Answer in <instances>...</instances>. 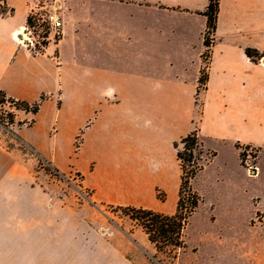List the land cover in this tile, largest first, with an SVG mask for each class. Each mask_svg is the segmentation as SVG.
<instances>
[{
    "label": "crops",
    "instance_id": "obj_1",
    "mask_svg": "<svg viewBox=\"0 0 264 264\" xmlns=\"http://www.w3.org/2000/svg\"><path fill=\"white\" fill-rule=\"evenodd\" d=\"M219 1L215 42L208 60L209 76L206 87L199 93L198 80L204 67L202 55L206 50L207 20L202 13L209 0L70 3L73 15L64 18V40L72 38L74 43L82 45L89 31L117 32L108 28L101 17L81 18L79 14L90 13L93 7L121 8L128 20L121 34L126 36L122 54L181 55L182 59L183 71L174 78L162 70L158 74L157 68L150 67L140 74L142 76L131 75L130 71L119 68L94 69L87 64L90 57L81 59L78 90L84 93L85 106L91 108L97 104L95 102L93 106L89 94L92 91L121 90L130 97L126 101L130 114H121L110 106L96 120L93 140L96 146L100 144L97 148L101 151L100 160L106 163L94 171L95 197L100 201L154 209L158 204L156 191L160 189L159 184L165 182L162 173L172 163L179 166L176 143L197 129L204 149L210 150L212 139L227 141L235 154L239 181L236 178L228 180L223 198L237 196L253 201L260 210L258 214L264 216L263 201L257 190L249 188L263 172L264 0ZM6 2L15 14L0 21V91L18 99L34 100L56 88V65L49 57L53 52L31 55L14 41L13 33L16 32V38L21 42L19 35H22L27 19L28 0ZM132 19H135V34L131 42ZM248 48L258 50L259 56L249 57L246 54ZM79 50L85 54L84 49ZM170 63L167 56L163 65L171 68ZM57 84L62 87L58 81ZM99 106L103 104L99 103ZM198 106L201 110H197ZM47 135L48 129L40 127L21 132L19 138L38 148ZM129 138L130 165L122 163L118 166L117 162L128 160V149L112 143H127ZM97 141L110 142L103 146V142ZM237 144L257 149L256 164H243L241 147L237 148ZM25 155L16 146L5 147L0 137V264H150L146 252H149L151 242L144 230L135 227L119 232L110 228L102 233L92 229L76 234L84 240L76 244L71 243L70 230L63 229L52 241L23 244L24 220H31L30 235L44 231L49 235L51 230L48 229L39 231L36 227L33 231L34 225L42 218L40 212L44 216L42 222L54 218L49 186L37 183L35 163ZM180 185L181 176L177 193ZM260 223L262 227L264 222ZM24 252L30 254L24 255Z\"/></svg>",
    "mask_w": 264,
    "mask_h": 264
},
{
    "label": "rangeland",
    "instance_id": "obj_2",
    "mask_svg": "<svg viewBox=\"0 0 264 264\" xmlns=\"http://www.w3.org/2000/svg\"><path fill=\"white\" fill-rule=\"evenodd\" d=\"M34 1L28 0L27 19L22 30L24 38H19L20 42L16 38V32L13 33V38L31 55L53 52V55L49 57L54 59L56 65V88L54 91L40 94L34 100L18 99L7 95L8 98L20 101V104H12L9 101L4 105L0 104L1 123L7 120L8 113H13L15 116L14 124H7V126L0 124V137L4 140L5 147L16 146L26 154L25 158L33 160L37 183L49 186L48 192L54 204L52 211L54 218L42 222L44 216L40 212L42 218L39 219L38 224L35 223L37 225H34L33 231L36 227H39V231L44 228L51 230L49 235L47 231L30 235L31 220H24L22 242L23 244L46 243L52 241L58 231L62 233L63 229L70 230L72 244L84 242L83 238L79 239L76 234L86 233L92 229L102 233L110 228L119 232L122 229L130 230L135 227L143 232L139 224L118 209L119 206L133 205L102 202L95 197L94 188V171L96 168L106 166V163L100 160L101 151L97 149L100 148V144L96 146L93 140L96 120L100 113L110 106L118 109L121 114L122 112L130 114V107L126 106V101L130 100L129 93L111 89L102 92L92 91L89 94L93 98V106L95 102L97 104L91 108L85 106L84 93L78 90L81 59L90 57L87 64L94 69L97 67L119 68L126 72L130 71L131 75H143V71L150 67L157 68L158 74L162 70L164 73H170L174 78L177 73L181 74L183 71L181 55L122 54L126 36L121 34L125 31L128 20L124 18L125 10L121 8L93 7L90 13L80 12L79 14L81 18L91 16L92 19H99L101 17L108 28L117 32L100 29L89 31L82 45L79 42L74 43L72 38L64 40V29L62 33L54 34L42 21L40 15L32 16L30 9ZM103 1L125 2V0ZM71 2L89 3L91 0H60L57 4L63 22L64 18L73 15ZM39 13L43 15L45 12L40 10ZM14 14L15 11L11 14H2L0 9V21ZM133 21L135 23V19L130 21L131 42L135 34ZM79 49H84L85 54ZM59 52L62 55H57ZM76 52L78 55H75ZM167 56L171 59V68L163 65ZM90 71H92L91 68ZM57 81L62 84V87L57 84ZM66 83L69 86H63ZM22 101L28 102L31 109L38 107V113L26 111ZM99 103L103 106H99ZM199 109L201 110L200 106L197 107V110ZM40 127H46L48 135L38 148L19 138L21 132L26 133ZM97 142H103L104 146L110 141ZM112 144L128 149V160L117 162L118 166L122 163L130 165V138L127 143L114 141ZM177 144V152L189 153L180 141ZM209 145L210 150L205 148L203 153L196 151L194 154L195 159L197 157L202 160H205L211 151H215L217 156L205 163V169L200 171L193 181L194 188L201 195L202 201L186 229L187 247L180 250L178 257L174 259L169 251L159 253L154 245L150 244L149 252H146L150 264H264V225L261 227L260 223L264 222V216L258 214L257 211L260 210L256 209L253 201L248 202L237 196L232 199L223 198L228 180L236 178L239 181L235 154L227 141L212 139ZM240 147L244 165L256 164L257 149L249 145ZM197 162L200 161L197 160ZM178 164L179 166L177 163H172L161 175L165 182L159 184L160 189L156 191L158 199V204L154 207L156 211L171 214L176 209L179 198L177 189L182 175L180 162ZM191 165L186 163L187 169H190ZM262 166L261 176L249 188L257 190L258 197L264 203V156Z\"/></svg>",
    "mask_w": 264,
    "mask_h": 264
},
{
    "label": "trees",
    "instance_id": "obj_3",
    "mask_svg": "<svg viewBox=\"0 0 264 264\" xmlns=\"http://www.w3.org/2000/svg\"><path fill=\"white\" fill-rule=\"evenodd\" d=\"M219 0H209L205 11L202 13L206 17V29L204 33V46L205 52L202 55L204 67L202 68L198 80V93L206 87L208 80V60L210 58L212 45L215 42V33L218 24V12H219ZM1 13L11 14L14 12L13 8L7 5L6 0H0ZM246 54L255 59L259 56V52L256 49H246ZM0 104L4 105L7 101L12 104H20V101H16L13 98H8L4 91H0ZM26 106L24 109L28 112L38 113L39 108H30V105L26 101H22ZM19 108V107H18ZM15 116L13 113H8L6 121L0 124L7 126V124H14ZM184 149L189 153L177 152V159L180 162L182 168L181 185L179 189V198L176 209L173 213H163L150 208L137 207V206H119L118 209L128 216L132 221L139 224L149 241L154 245L155 249L159 253L170 252L171 256L176 259L180 253V250L187 247L186 243V229L190 223V219L197 211V208L202 201L201 195L193 188L192 181L197 174L203 170L205 163L216 155L215 152L209 153V158L205 160L202 158L195 159V152L199 151L203 153L204 147L200 140L198 130L195 129L188 133L180 140ZM178 144L176 145V148ZM240 148V145H236ZM241 158L243 153L240 154ZM257 156V155H256ZM200 161V162H197ZM243 161V160H242ZM186 163H191V168L187 169ZM244 164V163H243Z\"/></svg>",
    "mask_w": 264,
    "mask_h": 264
},
{
    "label": "built area",
    "instance_id": "obj_4",
    "mask_svg": "<svg viewBox=\"0 0 264 264\" xmlns=\"http://www.w3.org/2000/svg\"><path fill=\"white\" fill-rule=\"evenodd\" d=\"M49 1H51V3ZM59 1L60 0H35L30 9L32 16L36 17L40 15L42 21L49 26L51 32L54 34L62 33L63 29V19L57 4ZM40 10L45 13L42 15V13H39ZM23 38L24 36L22 35V39ZM47 38L49 39L50 37Z\"/></svg>",
    "mask_w": 264,
    "mask_h": 264
},
{
    "label": "bare ground",
    "instance_id": "obj_5",
    "mask_svg": "<svg viewBox=\"0 0 264 264\" xmlns=\"http://www.w3.org/2000/svg\"><path fill=\"white\" fill-rule=\"evenodd\" d=\"M26 35V34H25ZM19 38H21L22 39V37H19Z\"/></svg>",
    "mask_w": 264,
    "mask_h": 264
}]
</instances>
